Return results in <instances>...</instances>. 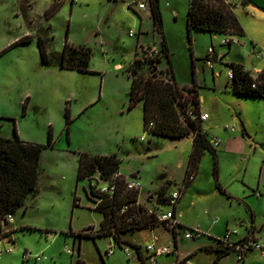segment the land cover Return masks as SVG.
Masks as SVG:
<instances>
[{"label": "rangeland", "instance_id": "1", "mask_svg": "<svg viewBox=\"0 0 264 264\" xmlns=\"http://www.w3.org/2000/svg\"><path fill=\"white\" fill-rule=\"evenodd\" d=\"M47 1L0 0V136L13 137L16 126L24 140L48 144L52 137V145L41 157L39 192L28 196L26 208L14 213L15 221L6 228L13 230L12 235L0 239L4 252L0 264H79V258L86 264H149L146 253L140 259L133 247L121 246L112 235L80 238L76 233H94L103 220L90 198V181L77 180L82 152L116 154L129 179H136L137 174L143 186L141 203L148 206H155L158 193L153 192L163 185L171 194L185 183L193 139L153 135L144 125L143 104L128 107L129 67L137 57L152 60L158 54L154 43L161 47L162 36L154 26L150 2L146 0L144 10L128 7L124 0H80L74 5L67 0L43 28ZM159 1L171 63L163 57L154 65L160 71L171 66L182 86H198L202 105L211 114L203 121L211 138L230 133L243 139L237 138L229 148L235 151L219 149L217 175L213 154L206 151L203 155L199 185L177 204L183 223L177 229L178 243L172 230L162 225L133 230L126 236L143 248L155 235L159 244H177L178 252L159 255L157 264H175L187 255L194 264H213L216 253L208 247L215 246L216 240L207 229L216 218H239L244 212L237 198L224 195L217 187L218 177L233 184L236 191L242 188L239 182L246 169V179L256 184L264 167V98L235 93L228 79V63L243 62L253 74L256 67H264V56L259 58L253 52L255 45L264 54V4L253 0L236 8L244 37L194 30L191 41L187 27L190 0ZM33 29H40L39 33L23 39L24 32ZM40 35L48 38L55 51L62 50L66 40L90 47L91 72L47 70L41 65ZM228 38L234 41L231 46L224 44ZM210 47L219 57L214 70L206 59ZM118 63L123 67H116ZM145 66L149 74V64ZM168 179L174 182L168 183ZM235 179L239 182L234 183ZM165 208L173 209L169 204ZM235 224L241 228L239 220ZM89 227L92 229L87 230ZM195 227L204 234L186 238L185 232ZM111 246L115 251L107 254ZM126 247L135 256L130 257ZM10 248L12 251H6ZM38 255L47 259L38 261ZM219 264H264V257L257 252L241 261L232 252Z\"/></svg>", "mask_w": 264, "mask_h": 264}, {"label": "trees", "instance_id": "2", "mask_svg": "<svg viewBox=\"0 0 264 264\" xmlns=\"http://www.w3.org/2000/svg\"><path fill=\"white\" fill-rule=\"evenodd\" d=\"M154 25L162 36L160 53L152 60L135 58L129 67L128 75L131 79L129 89L128 107L133 109L143 103L144 125L153 135L172 138L193 136L192 153L188 161L185 184L192 180V173L196 175L202 157L206 151L214 156V170L218 174V152L213 146L208 132L203 127V121L198 117L193 118L190 111L199 115L201 113V96L198 86L180 85L174 72L159 70L154 63L166 57L171 63L169 48L163 33V17L159 0H148ZM243 6L253 3L251 0H242ZM56 2L45 12L46 17H51L61 7ZM235 6L227 0H190L187 27L189 38L192 41L193 31L199 30L209 33H223L231 36H245L246 31L236 13ZM27 38V37H26ZM25 39V38H23ZM49 40L44 35L38 38V48L42 62L46 66H59L63 69L90 72L92 49L86 45H75L65 41L60 52H50ZM208 57V56H207ZM206 57V59H207ZM149 64L150 73L147 74L145 64ZM235 69V78L231 81V89L241 95L264 98V67L257 76L248 70L241 62L228 63ZM146 67V68H145ZM163 75H169L166 78ZM255 84V87L253 86ZM187 93V94H186ZM154 123L150 127V123ZM13 137L0 136V239L10 236L13 231H6L3 219L9 213H15L25 207L28 196H35L39 191V179L42 173L41 157L43 151L52 145V137L49 136L48 144L24 140L19 136L17 127L14 128ZM121 160L114 155H92L86 152L79 154L77 180L88 179L90 181L89 194L92 201L101 197L99 204L94 207L103 214V220L97 231L78 232L76 235L83 237H101L112 235L121 246L129 244L140 254L141 245L127 238L130 231L144 227L161 225L157 218L149 215L145 206L139 204V190L126 189V177L122 174L118 177V190L113 196L99 193L92 185V178L101 172L103 179H111L119 172ZM220 189L221 187L218 186ZM92 199V198H91ZM158 200H166V189L158 192ZM77 205V199L75 200ZM130 204V211L123 212L122 207ZM130 214H141L142 220L129 219ZM89 227L87 230H91ZM174 239L177 231L172 230ZM247 237L243 238L246 239ZM216 245L211 246L216 253L213 264H219L224 255L231 254L234 250L231 246H221L220 239L216 238ZM178 243V242H176ZM80 257V252H79ZM141 257V254H140ZM79 264H86L79 258Z\"/></svg>", "mask_w": 264, "mask_h": 264}, {"label": "built area", "instance_id": "3", "mask_svg": "<svg viewBox=\"0 0 264 264\" xmlns=\"http://www.w3.org/2000/svg\"><path fill=\"white\" fill-rule=\"evenodd\" d=\"M73 2H77L79 0H71ZM228 2H230L233 6L236 5V2L234 0H227ZM138 7L141 9H147L148 6L146 4L145 1H140L138 2ZM233 39L228 38L224 41L225 45L231 46V44L233 43ZM160 46H154L155 48V53H160ZM208 57H207V64L210 66V68L212 70H214L215 65L214 62L216 60L219 59V57L216 55L215 52V48L214 47H210L209 51H208ZM253 52L259 57L262 58L264 56L263 52L256 46H254V50ZM224 57V55H221L220 60H222ZM249 70V69H248ZM251 71V70H250ZM262 70L260 69H256L255 70V74H253L254 76H257L259 73H261ZM253 73V72H252ZM235 78V69L233 67H229V71H228V79L229 82H231L233 79ZM255 87V84L253 85ZM190 115L193 118H199L202 121H205L208 119L209 114L206 112L201 111V113L199 115L193 113V111H190ZM154 123H150V127H153ZM142 139H144V137H142ZM212 141V144L214 147H218L220 144V141L218 138H214ZM120 173H116L111 179H103L101 177V172H98L95 176H93L92 178V185L95 186L96 190L103 194H109L110 196H113L114 193L118 190V177H119ZM126 177V176H125ZM134 177L136 179H129L128 177H126V189L129 190H142V184L138 179V176L135 174ZM195 177V174L192 173L190 175V179L193 180ZM94 182H96L97 184L102 182L103 185H101L100 187H98L97 185L94 184ZM184 186L182 187H178L176 190H174L171 194H167L166 195V200L163 202H160L158 200H156V204L155 206H148L146 204H142L140 201H138V205L141 204L143 206H145L146 211L149 215H153L157 218V220L161 223L162 226H164L165 228L171 229V230H176L179 228H181V224L179 221V218L177 216L176 213V206L178 204V202L181 200V198L184 195L185 192V188H186V184H183ZM101 201V197H96V205L95 207L99 204V202ZM169 204L173 207V209H166L165 205ZM122 211L123 212H128L130 211V204H125L122 207ZM139 219L142 220V216L141 214H130L129 215V219L134 220V219ZM14 221V214L13 213H9L6 215V217L3 219V225L4 227L7 226L9 223ZM237 231H228L227 234L220 238L219 244L221 246H231L233 248V252L237 255L238 260L244 261L247 254L250 251H254V250H258V251H262L264 253V244H262L261 242H259L256 238L252 237V236H248L246 239H241L238 240L236 242L231 240V234L236 233ZM202 235L201 231L199 229H191L190 231H186L185 232V237L186 238H198ZM178 233L176 236V239H174L175 242H178ZM134 250L136 251V255L139 256L140 254H144L146 253V258L149 261V264H157V257L159 255L162 254H170L173 252H178V247L177 244H175V247H172L169 244H159L158 243V237L154 236L153 240L151 243H149L145 248H143L141 246L140 248V254L138 253V251L134 248ZM6 251H12V248H10L9 250ZM68 252L73 253V250L67 249ZM114 246H111L109 251L107 252V254H112L114 253ZM126 251L128 253V255L130 257H133L135 255L132 254V250L130 247H126ZM3 250H0V256L3 254ZM26 255V254H25ZM27 256V255H26ZM47 259L46 256L42 257L40 255H38L36 257V260L38 261H42ZM175 264H194V262L190 259V256L187 255L183 258H179L178 262Z\"/></svg>", "mask_w": 264, "mask_h": 264}, {"label": "crops", "instance_id": "4", "mask_svg": "<svg viewBox=\"0 0 264 264\" xmlns=\"http://www.w3.org/2000/svg\"><path fill=\"white\" fill-rule=\"evenodd\" d=\"M66 1L67 0H64L61 4L65 3ZM79 1H77V2H79ZM234 1L236 2V5H235L236 8L238 6H243L242 0H234ZM251 1L253 2V0H251ZM255 1L259 2L260 4H264V3H261V0H255ZM56 2H57V0H48L47 1L46 6L44 7V10H43L42 18H41L43 28H44V24H47V23H45L47 21V19L50 18V17H46L45 12H46V10L51 5H53ZM123 2H126V4L128 5V7H132V6H138V2H140V0H129V1L124 0ZM145 2H146V0H145ZM71 3H72V5H74L75 2L71 1ZM236 8H235V10H236ZM149 11H150V14H151V10H149ZM55 14H57V13H55ZM54 15H52L51 17H53ZM151 17H152V14H151ZM153 23H154V20H153ZM50 26H51V24H50ZM48 28H49V26H48ZM39 30L36 31L35 29H33V30H27V31H25L24 32V34H25L24 35V38H26L28 36L29 37H31V36L32 37H35V34L39 33ZM211 34L218 35V34H223V33H211ZM225 35H227V34H225ZM228 36H231V35H228ZM239 37H244V36H239ZM49 45H48V49H49L50 52L57 53V52H60L61 51V50L60 51L52 50ZM63 46H64V44H63ZM154 46H158L157 43H154ZM39 54H40V52H39ZM40 58H41V56H40ZM241 63H243V62H241ZM41 65L44 66V67H46L47 70H50V69H53V70L54 69H60L61 71H63V70L70 71V69H63V68H61L59 66H55V65H53V66H46L42 62V60H41ZM116 67L122 68L123 65L121 63H118V64H116ZM246 68L249 69V70H252V69L248 68L247 66H246ZM256 69L262 70L263 67H256ZM71 71H76V70H71ZM78 72H81V71H78ZM140 104H143V103H140ZM201 111L206 112V113L209 114L208 119L211 117V114L206 110V108L202 104H201ZM235 128H236L235 125L232 126L231 127V131L232 132L235 131L236 130ZM188 137H191L193 139V136H188ZM214 138H218L219 141H220V144L217 147V152H219V149L222 152H232V151H235V150H229V148L233 146V143L235 142V140L237 138H242V137L237 136V135L235 136V135L230 134V133H227V134L222 133V136L221 137L214 136V137L211 138V140H213ZM144 139H142V140H144ZM119 173L127 177V175L125 173H123L121 171V169H119ZM41 175H42V173H41ZM246 177H247V169L244 172V179H243V181L239 182L237 179H235L233 181L234 183H237V182L241 183L239 185L242 186V188L240 187L241 189H239V187H238V190H236V191H234L233 188H232V185L233 184H231L229 182H223L221 180V178L218 177V179H217V187L218 186L221 187V189L219 187L218 188L221 190V192L224 195H227L229 197H235V198H237L243 204L244 212L242 213V216L243 217H239V218H236L235 217L234 218V216H227V217H225V219L220 220V221L217 218L215 220H213V222L211 223L210 227L207 229L208 232H209V234L211 235V237H213L215 239L216 238L220 239V238L224 237L227 234L228 231H234V230H236L237 231L236 233L231 234V240L232 241L236 242V241L241 240V239H243L245 237L252 236V237L256 238L259 242H261L262 244H264V167H262V173L259 175V178H258L256 184H254L253 182L248 181L246 179ZM200 180H201V170H200V166H199V169H198V171H197L194 179L188 185H186L184 195H183V197L181 198L180 201L183 202V201H185L187 199V197L189 195L187 193L188 192L190 193V191L193 189V187H196L197 185H199ZM167 181H168V183L169 182L170 183L171 182H174L172 179H168ZM183 183H184V181H183ZM40 184H41V176H40V179H39V190H40ZM162 188H165L166 189V195H167L168 194V192H167V190H168L167 185H163L162 187L159 188L158 191L153 192V193H158ZM149 193H151V192L149 191L147 194H149ZM140 194H141V191H140ZM157 196H158V194H157ZM141 199H142L141 198V195H139V201L140 202H141ZM177 210H178V207L176 206V213H177V216H178ZM236 220H239V223H240L239 225L241 226V228L235 227ZM14 221H15V217H14ZM179 221H180L181 226L183 227L182 221L181 220H179ZM6 228H7V226L4 227V229L6 231H11L12 230V229H6ZM193 229H199L201 231L202 235L204 234L203 230L200 227H195ZM10 236H8V237H10ZM5 238H7V237H5ZM257 252L261 253V255H263V257H264V253L262 251H258V250L250 251L247 254V256H249V255H251L253 253H257ZM247 256H246V258H247ZM138 257L140 258V255ZM179 258H181V257H179Z\"/></svg>", "mask_w": 264, "mask_h": 264}]
</instances>
